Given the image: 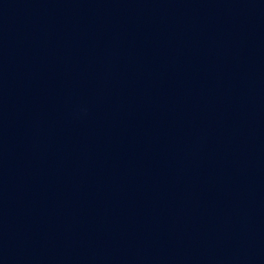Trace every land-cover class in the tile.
I'll return each instance as SVG.
<instances>
[{
    "label": "water",
    "instance_id": "1",
    "mask_svg": "<svg viewBox=\"0 0 264 264\" xmlns=\"http://www.w3.org/2000/svg\"><path fill=\"white\" fill-rule=\"evenodd\" d=\"M0 264H264V0H0Z\"/></svg>",
    "mask_w": 264,
    "mask_h": 264
}]
</instances>
